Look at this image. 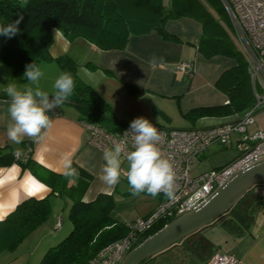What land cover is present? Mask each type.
I'll return each mask as SVG.
<instances>
[{
    "label": "crops",
    "instance_id": "1",
    "mask_svg": "<svg viewBox=\"0 0 264 264\" xmlns=\"http://www.w3.org/2000/svg\"><path fill=\"white\" fill-rule=\"evenodd\" d=\"M162 5L165 13L173 10L170 0H162ZM220 23L237 48L233 30H229L227 23ZM164 29L172 38H164L155 29L130 33L122 48H100L83 36L68 39L53 29L49 54L52 59L62 55L71 57L76 63L77 76L125 122L144 117L164 128H192L215 126L240 116L242 113L194 118L186 115L195 108L226 104L227 96L216 86V81L236 62L226 55H203L199 50L202 24L190 15L168 17ZM186 62L192 63L190 76L176 73L178 64ZM32 63L44 73L39 82L41 90L51 94L52 85L61 74L59 66L54 60ZM25 71L0 63V156L8 154L0 159V220L22 200L48 196L50 216L36 229L42 231L36 250L40 256L70 231L67 211L71 202L52 192L46 182L22 167L20 161L31 158L41 172L61 174L63 157L69 155L74 164L92 176L83 196L86 202L101 193L113 195L126 176L122 174L120 182L111 188L103 182V152L90 144L88 129L79 120L76 108L67 101L48 113L52 126L42 130L39 138L25 136L20 144L8 138L10 98L5 89L8 84L20 89L28 86ZM204 159H207L205 151L198 165ZM58 218L60 224L56 227ZM173 245L148 257L143 264H208L215 252L235 255L238 264H264V184L253 186L229 212ZM12 253L15 250L9 255ZM16 257L11 256L8 264H17Z\"/></svg>",
    "mask_w": 264,
    "mask_h": 264
},
{
    "label": "trees",
    "instance_id": "2",
    "mask_svg": "<svg viewBox=\"0 0 264 264\" xmlns=\"http://www.w3.org/2000/svg\"><path fill=\"white\" fill-rule=\"evenodd\" d=\"M208 1L213 5L219 2ZM170 2L173 10L165 13L162 0H0V26L23 16L16 36L9 39L0 35V63L23 71L34 61L54 60L61 73H70L74 79L75 89L67 102L76 108L79 120L116 132L128 122L117 118L110 105L77 76L75 61L67 55L51 58L49 47L53 40L52 30L59 29L68 39L83 36L100 48H122L130 33L155 29L164 38H172L164 29L165 20L168 17L190 15L202 24L199 50L203 55H226L236 63L224 70L216 81V86L226 94L228 103L195 108L186 115L194 118L243 113L254 103L248 65L220 23L222 19L215 18L202 0ZM218 11L227 16L223 6ZM7 155L0 156V159ZM19 164L46 182L52 192L71 202L67 211L72 225L70 231L48 247L37 264H87L103 246L126 234V223L112 215V194L101 193L91 201H83L92 176L76 164L72 163L78 173L75 177H65L64 172H41V168L31 158ZM49 215L48 196L28 197L20 201L0 220V252L13 251ZM171 220L156 222L140 237L138 243Z\"/></svg>",
    "mask_w": 264,
    "mask_h": 264
},
{
    "label": "built area",
    "instance_id": "3",
    "mask_svg": "<svg viewBox=\"0 0 264 264\" xmlns=\"http://www.w3.org/2000/svg\"><path fill=\"white\" fill-rule=\"evenodd\" d=\"M219 1L231 22L232 38L248 65L254 92L253 105L240 116L215 126L164 128L155 125L163 137L158 146L163 156L170 158L174 165L175 198L170 200L163 193L157 195L158 202L146 217L125 222L126 234L103 246L87 264H121L124 256L156 222L174 219L197 208L235 171L264 158V133H246L247 125L255 116L264 117V0ZM191 72L192 63L189 62L180 63L176 68L178 74L190 76ZM130 123L116 132L89 123H84V126L90 133V144L104 152L112 147L114 141L125 139L123 134L129 130ZM233 133L240 134L233 142L237 155L221 167L191 175L205 149L216 142L231 144ZM126 139L131 150V133ZM59 224L60 218L56 221V227ZM208 264H238V258L233 254L215 252Z\"/></svg>",
    "mask_w": 264,
    "mask_h": 264
},
{
    "label": "clouds",
    "instance_id": "4",
    "mask_svg": "<svg viewBox=\"0 0 264 264\" xmlns=\"http://www.w3.org/2000/svg\"><path fill=\"white\" fill-rule=\"evenodd\" d=\"M22 20L23 16L0 26V35L9 39L16 36ZM43 75L41 68L32 63L26 66L24 72L28 86L23 89L15 84L6 86V95L10 98L7 110L11 120L7 126V136L15 144H20L25 136L34 140L39 138L42 130L52 126L48 113L68 101L74 92L75 83L70 73H61L56 78L51 94L41 90L39 86ZM129 133L131 150L126 139ZM123 135L125 139L114 141L112 147L103 152V182L110 188L114 187L120 182L123 174L133 196L147 193L156 197L163 193L168 199H174L176 173L171 159L164 157L158 146L163 138L162 133L148 119L138 117L131 121L129 130ZM125 162L127 170L122 173V164ZM72 163V159L66 154L63 157L65 177L78 175Z\"/></svg>",
    "mask_w": 264,
    "mask_h": 264
},
{
    "label": "water",
    "instance_id": "5",
    "mask_svg": "<svg viewBox=\"0 0 264 264\" xmlns=\"http://www.w3.org/2000/svg\"><path fill=\"white\" fill-rule=\"evenodd\" d=\"M264 184V158L238 169L197 208L181 214L134 246L121 264H140L227 213L253 186Z\"/></svg>",
    "mask_w": 264,
    "mask_h": 264
},
{
    "label": "rangeland",
    "instance_id": "6",
    "mask_svg": "<svg viewBox=\"0 0 264 264\" xmlns=\"http://www.w3.org/2000/svg\"><path fill=\"white\" fill-rule=\"evenodd\" d=\"M202 1L207 7V9L211 11L213 16H215V18H218V19L221 18L224 23H227L229 30L232 31V27L230 25L228 16H226L225 14L224 16L218 11L219 8L222 7L221 2L219 1L217 4L213 5V4H210L208 0H202ZM246 129H247L246 133L248 134H252L257 131L264 133V117H262L261 115L255 116L254 120L247 125ZM239 137H240V134L233 133L230 138L232 142L231 144L223 145L219 142H216L208 146L205 149V154L207 156V159H204L200 163V165H198V167L194 169L191 175L198 174L202 171H206L211 167H219L225 164L231 158H234L238 152L235 146L233 145V142L235 141V139ZM122 169L125 171L127 170V163L123 164ZM112 197H113V203H114L112 215L119 221L132 222L134 220L139 219L140 217L143 218V216H145L151 210L154 209L157 196L152 197L147 193H141L139 196H133L131 194L130 186L127 182V179H125L120 182V186L118 187L117 191L112 195ZM63 210L64 209H62L61 211ZM43 223H41L38 227H40ZM37 228L32 230L17 245V247L14 249L15 253H12L11 255H9L10 251L8 250L1 251L0 252V264H8L7 261L8 259H11V256H17L16 257L17 264H34V263L37 264L39 260L41 259V256L43 255L42 254L39 256V252L36 251L40 243L41 234H42V231L40 232L36 230ZM56 243L57 242L51 244L50 246ZM173 246L174 245H172L171 247H167V248H173ZM172 250H175V248Z\"/></svg>",
    "mask_w": 264,
    "mask_h": 264
}]
</instances>
